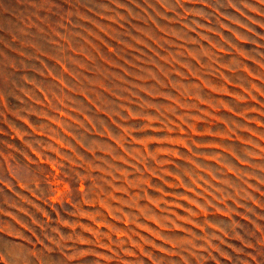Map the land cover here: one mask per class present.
I'll list each match as a JSON object with an SVG mask.
<instances>
[{"label":"rangeland","instance_id":"374dc122","mask_svg":"<svg viewBox=\"0 0 264 264\" xmlns=\"http://www.w3.org/2000/svg\"><path fill=\"white\" fill-rule=\"evenodd\" d=\"M0 264H264V0H0Z\"/></svg>","mask_w":264,"mask_h":264}]
</instances>
